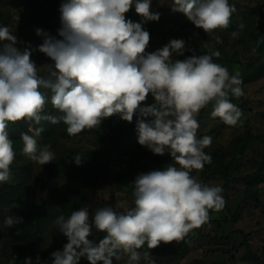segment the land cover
Wrapping results in <instances>:
<instances>
[{"label":"clouds","instance_id":"1","mask_svg":"<svg viewBox=\"0 0 264 264\" xmlns=\"http://www.w3.org/2000/svg\"><path fill=\"white\" fill-rule=\"evenodd\" d=\"M134 7L140 22L126 19ZM173 12L182 13L207 34L230 26L236 11L229 0H172ZM61 24L56 39L45 35L38 50L52 61L43 65L47 75L31 60V46L16 47L17 37L8 26H0V182L10 180V165L15 159L9 123L24 121L28 132L21 133L22 152L30 160L45 165L55 159L49 145L40 147L42 120L61 121L67 133L76 135L85 129L100 127L105 118L119 114L132 122L135 113L153 116L151 123L138 120V143L156 155L170 153L176 166L140 174L134 181V207L123 202L96 210V229L106 233L98 245L88 240L91 234L89 210L81 207L65 219L55 220L68 242L63 251L52 253V264H78L86 256L89 264H113L118 252L128 254L127 264H139L137 251L147 244L154 249L161 242L183 240L194 228L209 219V210H220L225 201L222 188L202 184L193 170H203L211 157L204 149L212 138H199L197 114L213 104L211 116L227 125H236L242 113L229 100V93L243 94L239 72L235 75L212 56L192 55L173 61L172 54L182 55L185 41L173 39L161 49L146 53L150 33L144 24L158 21L152 0H65L60 8ZM18 22L19 16L14 17ZM233 36L237 35L235 32ZM221 42L220 37H215ZM219 56V52L215 53ZM51 91L52 107L60 115L44 114L48 102L41 89ZM155 103L142 106L148 95ZM31 133V135L29 134ZM75 162L81 159L76 156ZM21 218L6 217L8 227ZM147 264H156L149 252L143 253ZM39 264V257H37ZM25 264H31L27 258Z\"/></svg>","mask_w":264,"mask_h":264},{"label":"rangeland","instance_id":"2","mask_svg":"<svg viewBox=\"0 0 264 264\" xmlns=\"http://www.w3.org/2000/svg\"><path fill=\"white\" fill-rule=\"evenodd\" d=\"M236 11L231 16L234 28L217 29L207 34L197 28L185 15L173 12L172 0H152V11L159 12L158 21L143 25L150 33L149 46L146 53L161 49L173 39L185 41V51L182 55L172 54L171 59L184 60L192 55H211L213 62L226 67L230 74L239 72L240 77L249 65H257L261 58L258 48L264 40V0H229ZM130 20L140 22L141 17L132 7L129 12ZM19 16L17 22L14 17ZM0 26H8L17 37L16 47L23 51L31 46V60L40 68V75L46 76L43 65L52 61L38 47L44 42L45 35H37L40 29L47 36L61 39L59 30L62 27L60 16L49 0H0ZM237 35L233 36V33ZM220 37L217 42L215 37ZM193 39L194 47L188 50L187 43ZM219 52V56L215 53ZM243 94L235 96L229 93V100L237 104L245 103L241 117L236 125H227L220 118H214L208 110L201 109L197 114L199 128L197 136L207 135L212 138L211 145L204 151L212 154L217 163L225 165L234 158L229 179L231 184L222 191L225 201L220 210L212 209L209 219L180 241L161 242L154 249H148L145 244L141 249L139 264H147L143 253L149 252L156 264H255L245 258V248L242 238L236 234L231 239L226 237L234 231L244 234L252 233L249 238L250 251L259 257L264 264V77L247 84H241ZM47 96L45 114L60 115L52 107V93L41 89ZM147 103L154 104L151 94L146 98ZM149 123L148 117L135 113L132 122L121 119L119 114L105 118L99 134H86L80 137H66L62 130L67 129L62 121L53 125V131L48 133L46 125H33L44 130L38 138V145H49L53 153L68 155V180L57 179L48 174L43 166L29 159L22 152L21 133L28 132L29 124L24 121L9 123L7 131L10 139H16L20 151L15 152V159L10 165V180L6 184L24 183L29 189L30 206L46 205L58 208L55 197L82 189L86 198L96 203H106L116 209V204L123 202L131 208L134 204V181L140 174L150 171L164 170L168 166H176L170 153L156 155L145 146L138 143L137 121ZM132 126V130L119 139V135ZM31 135V133H29ZM233 141L237 142L239 151L235 156L229 152ZM103 151H113L117 160L108 171L100 177L88 176L86 169L89 163ZM79 156V165L75 157ZM191 175L202 184L221 187L224 182L213 178L205 183L201 180L199 171L193 170ZM82 207L90 206L84 204ZM29 211L26 203H17L7 209L0 210V227L6 217L16 218L23 212ZM91 209L89 216L94 217ZM91 221V220H90ZM31 233L34 227L30 226ZM105 237L106 233L103 232ZM221 239V240H219ZM19 232L3 239L0 243V264H25L22 260L28 250L21 245ZM68 242L67 237L60 231L55 232L44 242L47 264H52V253L63 251ZM98 245V244H97ZM218 249L228 251V254L218 252ZM119 259L113 258V264H127L128 254L123 250L118 252ZM78 264H89L86 256L81 257Z\"/></svg>","mask_w":264,"mask_h":264},{"label":"trees","instance_id":"3","mask_svg":"<svg viewBox=\"0 0 264 264\" xmlns=\"http://www.w3.org/2000/svg\"><path fill=\"white\" fill-rule=\"evenodd\" d=\"M53 3L56 8L57 14L61 17L60 8L62 3L65 0H49ZM126 19H130L128 13L125 14ZM229 29L234 28V24L231 22ZM195 41L191 39L187 43L188 50H191L194 47ZM260 54V62L253 66L249 65L246 72L240 77L242 80L241 84L250 83L256 79L264 77V40L258 48ZM235 104L240 110H243L246 105L245 103L237 104L234 101L230 100ZM152 104L147 103V101L142 102V106H150ZM213 104L209 103L204 110L212 112ZM45 113H42L44 115ZM149 123L154 120V117L149 115L147 116ZM41 125H46V130L48 133L53 131V125L48 121L42 120ZM132 130V126L126 129L122 134L119 135V139L123 138L125 134ZM86 134H95L98 135L99 131L97 128L94 129H85L79 134L69 135L67 129L62 130V135L66 137H80ZM13 141V148L15 152L20 151V147L16 139H11ZM229 152L234 156L239 151L236 141H233L229 147ZM206 154H208L205 151ZM55 159L52 162H49L45 165H42L45 171L51 176L57 179H66L69 178V173L67 171L68 166V155L66 153H54ZM211 157L210 163H205L203 170L199 171L200 178L203 182L207 183L213 178H218L224 182L221 186L222 191L226 190L231 184L229 179L231 167L234 163V158L226 163L225 165L217 163L212 154H208ZM117 160V156L113 151H103L97 154L92 162L89 163V169H86L88 176L100 177L103 176L109 169V166ZM56 204L58 205L57 209L52 207H47L46 205H40L38 207L30 206V195L29 189L24 183H14L6 184L0 182V210L7 209L13 204L17 203H26L29 211L23 212L20 216L16 218H21V221L16 223L12 227H8L6 224L0 227V243L3 239L11 237L16 232L20 233L22 238L21 245L22 247L28 250L27 256L22 260L25 263L27 258H31V264H38L37 257H39V264H47V255L43 247L44 242L47 238L52 236L55 232L59 231L55 225V220L58 216L63 215L67 219L73 211L79 210L84 204L90 206L89 211L93 209L96 210L104 207H109L108 204L96 203L88 198H86L82 189H75L72 192L60 194L55 197ZM134 207V204L131 206ZM212 211L209 210V213ZM123 213V212H121ZM91 220V221H90ZM89 222L91 224V234L88 236V240L91 241L94 245L99 244L100 240L104 238L102 231L96 229L93 221V217L89 216ZM30 226L34 227V232L31 233ZM197 232L200 233V227L196 228ZM238 234L242 238V245L245 248V258L249 262L255 264H263L261 259L253 255L250 251L249 238L252 236V233L244 234L242 231H234L229 233L226 237L231 239L234 235ZM221 240V239H219ZM218 252L222 254H228V251L224 249H218Z\"/></svg>","mask_w":264,"mask_h":264}]
</instances>
